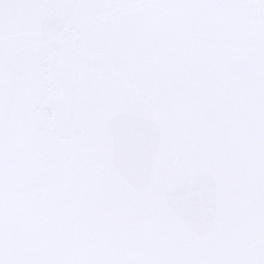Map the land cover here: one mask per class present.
I'll list each match as a JSON object with an SVG mask.
<instances>
[{
    "label": "snow or ice",
    "instance_id": "obj_1",
    "mask_svg": "<svg viewBox=\"0 0 264 264\" xmlns=\"http://www.w3.org/2000/svg\"><path fill=\"white\" fill-rule=\"evenodd\" d=\"M0 264H264V0H0Z\"/></svg>",
    "mask_w": 264,
    "mask_h": 264
}]
</instances>
